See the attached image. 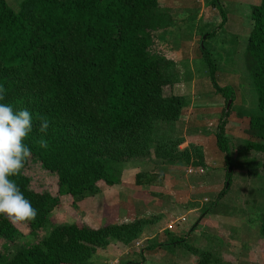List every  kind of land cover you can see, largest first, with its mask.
Listing matches in <instances>:
<instances>
[{
  "label": "trees",
  "instance_id": "trees-1",
  "mask_svg": "<svg viewBox=\"0 0 264 264\" xmlns=\"http://www.w3.org/2000/svg\"><path fill=\"white\" fill-rule=\"evenodd\" d=\"M249 19L243 61L257 113L246 121L244 146L261 155L264 178V0L250 7ZM167 24L157 0H20L15 10L0 0V86L7 92L0 103L32 113L33 130L25 141L32 150L29 161L56 177L55 196L29 189L24 171L14 178L38 210L25 226L29 233L47 225L60 197L75 203L97 194L98 185L117 184L119 163L146 149L157 126L179 118L184 99L172 94L173 63L151 49L153 33ZM203 61L214 91L229 99L204 54ZM40 116L51 122L46 135L39 132ZM41 138L48 149L40 147ZM215 144L224 154L228 178L231 161L222 123ZM141 225L54 226L34 243L0 253V264H88L97 249L137 239ZM258 233L264 247V215ZM19 236L16 226L0 216V240L10 243ZM194 255L195 264H223L210 251Z\"/></svg>",
  "mask_w": 264,
  "mask_h": 264
},
{
  "label": "rangeland",
  "instance_id": "rangeland-1",
  "mask_svg": "<svg viewBox=\"0 0 264 264\" xmlns=\"http://www.w3.org/2000/svg\"><path fill=\"white\" fill-rule=\"evenodd\" d=\"M4 1L12 10L20 2ZM257 2L157 0L168 24L153 33L151 49L173 63L177 79L172 94L184 99L179 118L157 126L146 149L119 163L117 184L98 185L97 194L75 203L60 197L46 226L31 234L16 225L20 236L10 243L0 240V253L9 255L19 245L34 243L58 225L78 222L97 228L140 221L137 239L101 248L118 256L97 249L88 264H195L194 252L200 251L212 252L223 264H264L258 233L264 215L261 155L244 146L246 121L257 113L243 61L249 10ZM203 54L229 99L212 88ZM220 123L231 161L228 178L224 154L215 144ZM24 175L32 191L56 195L55 175L38 162L29 161ZM173 240L180 242L167 245Z\"/></svg>",
  "mask_w": 264,
  "mask_h": 264
},
{
  "label": "clouds",
  "instance_id": "clouds-1",
  "mask_svg": "<svg viewBox=\"0 0 264 264\" xmlns=\"http://www.w3.org/2000/svg\"><path fill=\"white\" fill-rule=\"evenodd\" d=\"M7 92L0 86V101ZM47 116L39 117V132L47 134L50 127ZM33 130V115L26 109L14 110L7 103H0V216L12 225L27 226L35 221L38 210L27 199L15 177L22 175L26 163L32 156L25 143ZM39 145L48 149L49 143L41 138Z\"/></svg>",
  "mask_w": 264,
  "mask_h": 264
},
{
  "label": "crops",
  "instance_id": "crops-1",
  "mask_svg": "<svg viewBox=\"0 0 264 264\" xmlns=\"http://www.w3.org/2000/svg\"><path fill=\"white\" fill-rule=\"evenodd\" d=\"M98 250L100 252H102L103 255H106V256H109V257H112V256L116 257V256H118L117 253L114 250H112V249L106 248V249H98ZM142 255H144V253H142Z\"/></svg>",
  "mask_w": 264,
  "mask_h": 264
},
{
  "label": "water",
  "instance_id": "water-1",
  "mask_svg": "<svg viewBox=\"0 0 264 264\" xmlns=\"http://www.w3.org/2000/svg\"><path fill=\"white\" fill-rule=\"evenodd\" d=\"M227 105H228V103H227ZM227 105H226V107H227Z\"/></svg>",
  "mask_w": 264,
  "mask_h": 264
}]
</instances>
